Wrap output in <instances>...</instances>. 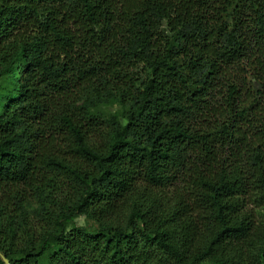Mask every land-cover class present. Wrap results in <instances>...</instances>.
<instances>
[{"label":"trees","instance_id":"1","mask_svg":"<svg viewBox=\"0 0 264 264\" xmlns=\"http://www.w3.org/2000/svg\"><path fill=\"white\" fill-rule=\"evenodd\" d=\"M0 252L264 264V0H0Z\"/></svg>","mask_w":264,"mask_h":264},{"label":"water","instance_id":"2","mask_svg":"<svg viewBox=\"0 0 264 264\" xmlns=\"http://www.w3.org/2000/svg\"><path fill=\"white\" fill-rule=\"evenodd\" d=\"M0 257L2 258L5 264H10L9 259L5 255H3L1 252H0Z\"/></svg>","mask_w":264,"mask_h":264},{"label":"rangeland","instance_id":"3","mask_svg":"<svg viewBox=\"0 0 264 264\" xmlns=\"http://www.w3.org/2000/svg\"><path fill=\"white\" fill-rule=\"evenodd\" d=\"M115 109H117V107H115ZM78 224H84V218L83 217H79L76 219Z\"/></svg>","mask_w":264,"mask_h":264}]
</instances>
